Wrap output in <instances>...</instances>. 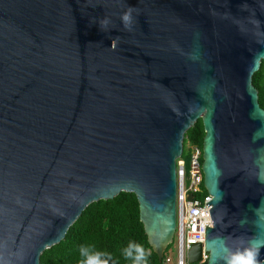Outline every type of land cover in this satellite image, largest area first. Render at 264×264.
Here are the masks:
<instances>
[{
	"label": "water",
	"instance_id": "obj_1",
	"mask_svg": "<svg viewBox=\"0 0 264 264\" xmlns=\"http://www.w3.org/2000/svg\"><path fill=\"white\" fill-rule=\"evenodd\" d=\"M263 60L264 0H0V264H41L123 192L161 262L201 119L212 227L190 262L264 264Z\"/></svg>",
	"mask_w": 264,
	"mask_h": 264
},
{
	"label": "trees",
	"instance_id": "obj_2",
	"mask_svg": "<svg viewBox=\"0 0 264 264\" xmlns=\"http://www.w3.org/2000/svg\"><path fill=\"white\" fill-rule=\"evenodd\" d=\"M253 85L259 92V103L264 109V60L253 78ZM205 136V126L201 119L187 133L189 141L186 139L185 145L191 143L203 149ZM207 195L204 186V193L200 197ZM130 243L144 247L147 259L142 264H163L149 244L144 224L140 220L137 195L123 192L113 200L90 204L68 228L64 240L42 254L41 264H84L85 257L80 252L82 247L93 253L100 252L102 258H110V264H135L133 259L124 254Z\"/></svg>",
	"mask_w": 264,
	"mask_h": 264
},
{
	"label": "built area",
	"instance_id": "obj_3",
	"mask_svg": "<svg viewBox=\"0 0 264 264\" xmlns=\"http://www.w3.org/2000/svg\"><path fill=\"white\" fill-rule=\"evenodd\" d=\"M187 156L177 162L176 258L166 255L163 264H191L190 251L194 245H205L208 228L212 227V205L208 204L213 198L209 194L200 197L204 193L203 149L190 143ZM192 195L194 199H190ZM207 259L204 251L201 264Z\"/></svg>",
	"mask_w": 264,
	"mask_h": 264
},
{
	"label": "clouds",
	"instance_id": "obj_4",
	"mask_svg": "<svg viewBox=\"0 0 264 264\" xmlns=\"http://www.w3.org/2000/svg\"><path fill=\"white\" fill-rule=\"evenodd\" d=\"M131 12H132V10L129 9V11L126 12L122 16V22L124 23L125 27H130V25L132 23ZM107 23H108V21L105 20L102 22V25L106 26ZM187 150H188V148H186V145H185V153L181 157L185 158V156L187 154ZM179 160H177V162H179ZM203 162H204V151H203ZM204 183H205V176H204ZM204 186H205V184H203V187ZM175 239H176V232H175V236H174V241H175ZM174 241H173V243H174ZM170 245L166 248V250L164 252L163 259L161 262H164L166 255H170V253H171V250L169 251ZM198 245H200V244H198ZM202 245H204V244H202ZM204 251H206V250H204ZM80 252H81V255L83 257H85L84 264H110V258H102V254L100 252L93 253L86 247H82L80 249ZM124 254L127 258L133 259L135 261V264H142V262L146 261V259H147V253H146L144 247L142 245L136 244V243H130L128 245V247L124 250ZM259 257H260V247H249V248L244 249L242 252H237V253L233 254L231 256V258L227 260V264H261ZM201 262L196 263V264H201Z\"/></svg>",
	"mask_w": 264,
	"mask_h": 264
},
{
	"label": "rangeland",
	"instance_id": "obj_5",
	"mask_svg": "<svg viewBox=\"0 0 264 264\" xmlns=\"http://www.w3.org/2000/svg\"><path fill=\"white\" fill-rule=\"evenodd\" d=\"M188 141H187V143H188ZM188 146H189V143L186 145V148H188ZM175 244H176V239H175L174 243L170 245V248H169V251L171 250L170 256L173 257L174 259L176 258V253H177V251L175 250V248H176Z\"/></svg>",
	"mask_w": 264,
	"mask_h": 264
}]
</instances>
